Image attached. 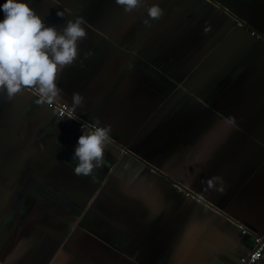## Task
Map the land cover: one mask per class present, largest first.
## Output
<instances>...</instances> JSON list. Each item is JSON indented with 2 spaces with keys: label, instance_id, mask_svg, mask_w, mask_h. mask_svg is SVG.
Segmentation results:
<instances>
[{
  "label": "crops",
  "instance_id": "obj_1",
  "mask_svg": "<svg viewBox=\"0 0 264 264\" xmlns=\"http://www.w3.org/2000/svg\"><path fill=\"white\" fill-rule=\"evenodd\" d=\"M29 2L82 18L54 102L111 132L75 175L79 121L0 92V264H240L264 235V0Z\"/></svg>",
  "mask_w": 264,
  "mask_h": 264
},
{
  "label": "clouds",
  "instance_id": "obj_2",
  "mask_svg": "<svg viewBox=\"0 0 264 264\" xmlns=\"http://www.w3.org/2000/svg\"><path fill=\"white\" fill-rule=\"evenodd\" d=\"M116 2L131 12L141 0ZM147 11L151 18L162 14V9L155 4ZM0 13V92L12 99L17 93L31 89L38 103L59 101L62 89L57 84L58 73L75 62L79 56V42L87 35L82 18L68 19L61 30L47 23L29 0H3ZM57 15L64 13L58 11ZM83 102L80 93H73L71 104L61 115L75 119L76 109ZM110 132V126L97 122L90 131L78 137L72 155L77 161L73 168L75 175L89 176L101 165Z\"/></svg>",
  "mask_w": 264,
  "mask_h": 264
},
{
  "label": "built area",
  "instance_id": "obj_3",
  "mask_svg": "<svg viewBox=\"0 0 264 264\" xmlns=\"http://www.w3.org/2000/svg\"><path fill=\"white\" fill-rule=\"evenodd\" d=\"M253 34L257 35L256 32H253ZM49 105L53 108H56L61 115V113L68 107L65 103H56L51 102ZM62 116V115H61ZM66 116V115H64ZM79 122V129L83 132L90 131L96 124H90L85 122L83 119L79 118L77 115L75 117ZM243 232H247L245 229H243ZM264 255V235H257L255 237V246L252 250L247 252L245 255L241 256L240 264H256Z\"/></svg>",
  "mask_w": 264,
  "mask_h": 264
},
{
  "label": "trees",
  "instance_id": "obj_4",
  "mask_svg": "<svg viewBox=\"0 0 264 264\" xmlns=\"http://www.w3.org/2000/svg\"><path fill=\"white\" fill-rule=\"evenodd\" d=\"M1 230V229H0ZM13 239H14V237L13 236H11L10 237V241L12 242L13 241ZM11 255V254H10Z\"/></svg>",
  "mask_w": 264,
  "mask_h": 264
},
{
  "label": "water",
  "instance_id": "obj_5",
  "mask_svg": "<svg viewBox=\"0 0 264 264\" xmlns=\"http://www.w3.org/2000/svg\"><path fill=\"white\" fill-rule=\"evenodd\" d=\"M261 36V35H260ZM263 37V36H262Z\"/></svg>",
  "mask_w": 264,
  "mask_h": 264
},
{
  "label": "rangeland",
  "instance_id": "obj_6",
  "mask_svg": "<svg viewBox=\"0 0 264 264\" xmlns=\"http://www.w3.org/2000/svg\"><path fill=\"white\" fill-rule=\"evenodd\" d=\"M213 1V0H212Z\"/></svg>",
  "mask_w": 264,
  "mask_h": 264
}]
</instances>
